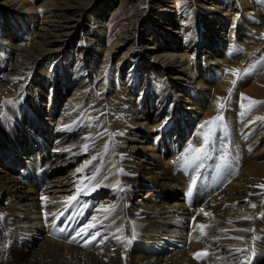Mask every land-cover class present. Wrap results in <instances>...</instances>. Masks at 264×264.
<instances>
[{"label":"bare ground","instance_id":"obj_1","mask_svg":"<svg viewBox=\"0 0 264 264\" xmlns=\"http://www.w3.org/2000/svg\"><path fill=\"white\" fill-rule=\"evenodd\" d=\"M131 2L0 0V264H264V0Z\"/></svg>","mask_w":264,"mask_h":264},{"label":"rangeland","instance_id":"obj_2","mask_svg":"<svg viewBox=\"0 0 264 264\" xmlns=\"http://www.w3.org/2000/svg\"><path fill=\"white\" fill-rule=\"evenodd\" d=\"M138 1L139 0H133V2H131V4L132 5H134V7L137 5V3H138ZM119 5H120V1L118 2V1H116L114 4H112V6L109 8V12H107L106 13V15H107V18L106 19H108V18H110L111 17V14H112V12L114 11V9H116V8H118L119 7ZM122 16H118V18H121ZM115 21H116V18H114L113 19V21H112V23H110V25H112V24H114L115 23ZM249 72H247V74H248ZM1 127L3 128V126L1 125V120H0V130H1ZM222 127V135L223 136H225V137H227V138H229L230 137V133H229V131L226 129V127H225V125H222L221 126ZM224 130V131H223ZM224 133V134H223ZM226 133V134H225ZM7 141H8V138H7V136L4 134V131H0V146H1V144H2V142H6L7 143ZM226 142V141H225ZM8 143H11V142H8ZM237 167V165L235 166V168ZM62 172H66V170H61ZM121 171V170H120ZM105 194V192H102L101 194H99L98 195V197L96 198V202L99 200V197H101V196H103ZM142 194V195H141ZM145 194H147L145 191H144V189L142 190L140 187L139 188H136V193L132 196V198L135 200V199H138V197H142V196H145ZM264 199V198H263ZM4 201V200H3ZM264 201V200H263ZM262 204H264V202L262 203ZM88 205H91V203H89ZM127 206V205H126ZM191 208V207H190ZM255 218H260L261 219V221H264V211H262L261 213H257L256 214V217ZM239 239V237H237V240ZM240 239H242V237L240 238ZM239 239V240H240ZM194 257H196L195 255H194ZM253 259V258H252ZM252 259H251V261H252ZM248 262H250V259H248V258H245L244 260H243V264H246V263H248Z\"/></svg>","mask_w":264,"mask_h":264},{"label":"snow or ice","instance_id":"obj_3","mask_svg":"<svg viewBox=\"0 0 264 264\" xmlns=\"http://www.w3.org/2000/svg\"><path fill=\"white\" fill-rule=\"evenodd\" d=\"M243 74H244V75L247 74V69L244 70ZM234 83H235V82H234ZM229 92L231 93V89L229 90ZM241 98H242V99L244 98V97H243V94H241ZM6 103H11V101H6ZM256 103H264V101H261V102H255V101H253V102H252V106H254ZM242 107H243V105H242ZM249 110H250V109H249ZM0 115H2V114H0ZM219 120H221V117H220V116L213 117V118L210 119L209 121H206L204 125H201V128L205 127L206 125L212 124L213 121H219ZM208 143H209V141H208V139L206 138V139H205V147L207 146ZM106 147H107V146H106ZM86 149H87V146H85V150H86ZM188 151H192V146H191V145H189V149H188ZM195 151H196L198 154H204V155H206V153L204 152V148L195 149ZM199 158H200V155H197L196 157H194V159H199ZM224 159H225V157H221V160H224ZM186 162H187V161H186ZM218 167H219V165H218ZM79 171H81V169H77V172H79ZM92 178L94 179V177H92ZM193 183L195 184V181H193ZM258 187H262V188H264V185H259ZM42 199H46V198H45V197H42ZM76 199H77L76 196H69V197L66 198V203H67V202L74 201V200H76ZM54 226H55V224H54ZM92 226H93V225H91V224L86 225V226H85V229H86V228H89V227H92ZM200 227L203 229L204 226L201 225ZM61 231H63V229H61ZM83 231H84V229H82L80 233H77V236L82 235V234H83ZM73 239H75V237H74ZM95 239H96L95 236H91L90 240L86 239V240H85V246H87L88 243H90L91 241H94ZM254 239H255V238H254ZM236 251L240 252V251H246V250H245V249H237ZM195 255H197V257H199L200 255H206V253H199V254H195Z\"/></svg>","mask_w":264,"mask_h":264}]
</instances>
